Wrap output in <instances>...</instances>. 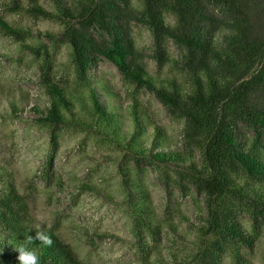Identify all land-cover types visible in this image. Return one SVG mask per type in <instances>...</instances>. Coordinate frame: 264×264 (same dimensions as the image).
<instances>
[{
    "label": "trees",
    "instance_id": "16d2710c",
    "mask_svg": "<svg viewBox=\"0 0 264 264\" xmlns=\"http://www.w3.org/2000/svg\"><path fill=\"white\" fill-rule=\"evenodd\" d=\"M53 3L57 13L40 0L17 7L26 15L61 25L62 37L52 32L38 35L71 48L76 80L83 87L76 95L53 77L51 48L43 40L26 44L37 34L0 16V32L20 41L41 60V87L50 102L37 122L51 129L52 151L59 145L57 130L63 127L96 131L121 151L126 162L118 173L141 264H154L155 254L161 256L155 245L161 241L162 227L144 178L133 172L127 160L164 167L167 180H171L167 170L174 171L181 186L191 185L205 198L206 218L198 228L201 241L192 258L181 259L171 252L170 260L156 258L157 264H224L226 255L234 264H253L247 249H254L264 227V0H139V10L134 0ZM131 22L150 30L159 68L172 62L169 41L182 50L186 82L156 81L142 62ZM103 60L184 121L182 148L169 145L161 126L149 139L150 118L138 99L130 106L132 130H124L122 105L112 101L118 95L109 85L94 83L93 70ZM79 103L90 121L79 112ZM51 161L50 156L49 169ZM0 183V264H19L15 248L21 245L35 249L40 264H83L54 232L44 230L53 241L51 246L28 243L25 237L40 228L24 220L25 206L13 179H0ZM80 191L101 192L85 182ZM242 215L250 219L252 230L246 228Z\"/></svg>",
    "mask_w": 264,
    "mask_h": 264
},
{
    "label": "rangeland",
    "instance_id": "374dc122",
    "mask_svg": "<svg viewBox=\"0 0 264 264\" xmlns=\"http://www.w3.org/2000/svg\"><path fill=\"white\" fill-rule=\"evenodd\" d=\"M28 2L0 0V16L37 34L26 40V44L43 40L51 48L53 77L76 95L83 87L76 80L71 48L61 41L53 44V40L38 35V32H52L60 37L63 28L56 21L26 15L17 7L18 3L28 6ZM40 4L57 13L53 0H40ZM138 5L139 0H134L139 10ZM169 21L175 23L172 18ZM130 30L142 62L156 81L177 78L186 82L183 52L178 46L169 41L167 49L172 62L159 68L153 58L154 39L150 30L136 22L130 23ZM40 67L41 60L29 48L0 32V179H13L25 206L24 220L31 226L54 232L83 264H141L118 173L126 158L119 149L104 142L98 132L69 127L57 130L59 145L52 151L51 129L37 122L50 102L41 87ZM93 79L97 85H109L118 95L112 101L122 105L124 130H132L130 106L138 99L150 118L149 139L154 128L161 126L169 145L182 148L184 121L173 116L154 94L125 81L118 68L107 60L93 70ZM83 91L88 95V91ZM78 110L82 111L80 103ZM82 116L91 120L89 114L82 113ZM94 127L100 128L97 124ZM127 161L133 172L144 178L162 227L161 241L155 245L161 256L156 253L153 263H158L156 258L170 260L171 252L178 253L181 259L192 258L201 241L198 228H202L206 218L204 196L191 185L181 186L174 171L167 170L171 177L167 180L164 167ZM83 182L93 184L103 193L81 192ZM242 220L252 230L250 219L242 215ZM247 258L253 264H264V227L254 249H247ZM224 264H234L230 255L225 256Z\"/></svg>",
    "mask_w": 264,
    "mask_h": 264
},
{
    "label": "clouds",
    "instance_id": "9594fccd",
    "mask_svg": "<svg viewBox=\"0 0 264 264\" xmlns=\"http://www.w3.org/2000/svg\"><path fill=\"white\" fill-rule=\"evenodd\" d=\"M28 243L39 241L41 245L51 246L53 241L51 237L43 229H35V235L25 237ZM18 252L17 260L19 264H40L39 256L35 249H30L26 245H21L15 248Z\"/></svg>",
    "mask_w": 264,
    "mask_h": 264
}]
</instances>
